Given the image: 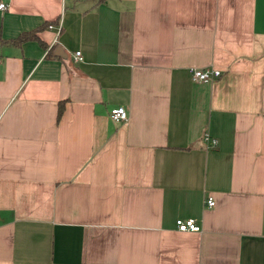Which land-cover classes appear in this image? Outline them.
Instances as JSON below:
<instances>
[{"label":"crops","instance_id":"crops-1","mask_svg":"<svg viewBox=\"0 0 264 264\" xmlns=\"http://www.w3.org/2000/svg\"><path fill=\"white\" fill-rule=\"evenodd\" d=\"M0 1V264H264V0Z\"/></svg>","mask_w":264,"mask_h":264},{"label":"built area","instance_id":"built-area-1","mask_svg":"<svg viewBox=\"0 0 264 264\" xmlns=\"http://www.w3.org/2000/svg\"><path fill=\"white\" fill-rule=\"evenodd\" d=\"M4 8L5 4L0 1V11ZM47 26L50 27L51 25L48 24ZM71 59L73 61L80 59L78 50L72 52ZM189 74L192 80L206 81L213 76H217L219 70L211 67L191 68L189 69ZM108 116L114 121H121L126 119V110L122 106L112 107L109 109ZM202 139L210 146H213L216 143V140L213 137H209L206 134L202 136ZM204 202L207 206H211L213 204V199L210 195H206ZM174 224L178 230H198V225L192 218H176Z\"/></svg>","mask_w":264,"mask_h":264},{"label":"trees","instance_id":"trees-1","mask_svg":"<svg viewBox=\"0 0 264 264\" xmlns=\"http://www.w3.org/2000/svg\"><path fill=\"white\" fill-rule=\"evenodd\" d=\"M28 37H31V34L28 32V33H20L16 38L15 40L18 41V40H21V39H24V38H28ZM61 111V105L58 104V107H57V113H56V116L58 117L59 116V113Z\"/></svg>","mask_w":264,"mask_h":264}]
</instances>
